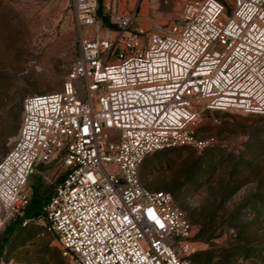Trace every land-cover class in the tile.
Here are the masks:
<instances>
[{"label": "built area", "instance_id": "obj_1", "mask_svg": "<svg viewBox=\"0 0 264 264\" xmlns=\"http://www.w3.org/2000/svg\"><path fill=\"white\" fill-rule=\"evenodd\" d=\"M66 1L84 28L79 54L60 89L22 100L0 157V229L22 216L34 166L56 162L62 177L37 218L69 264H190L189 221L168 191L142 185L139 165L212 145L196 131L203 109L264 115V0H200L167 25L114 1L105 25L98 0Z\"/></svg>", "mask_w": 264, "mask_h": 264}, {"label": "rangeland", "instance_id": "obj_2", "mask_svg": "<svg viewBox=\"0 0 264 264\" xmlns=\"http://www.w3.org/2000/svg\"><path fill=\"white\" fill-rule=\"evenodd\" d=\"M112 1L117 10L136 9L145 23L167 25L200 0H98L103 23L104 4ZM83 33L66 0H0V157L18 130L23 98L60 89ZM75 83L82 97L83 86ZM195 127L215 142L203 150L180 146L147 154L140 182L168 191L184 212L191 225L190 264H264V115L203 109ZM60 173L56 162L35 165L27 189L52 191ZM13 225L8 219L0 229L1 261L69 264L40 219L6 235Z\"/></svg>", "mask_w": 264, "mask_h": 264}, {"label": "trees", "instance_id": "obj_3", "mask_svg": "<svg viewBox=\"0 0 264 264\" xmlns=\"http://www.w3.org/2000/svg\"><path fill=\"white\" fill-rule=\"evenodd\" d=\"M97 13L100 15L99 7L97 8ZM105 25H109L107 22V19L105 17ZM62 177V174H60V178ZM51 193L50 188H45L41 192H39L37 189H34L32 193L29 196V199L27 203L25 204L23 208L22 216L16 217L13 222V228L7 232L8 228L6 229V235H10L14 229L20 225L23 219H34L38 217L39 214V208L40 206L48 199L49 195ZM3 245L0 247V252L2 251Z\"/></svg>", "mask_w": 264, "mask_h": 264}, {"label": "crops", "instance_id": "obj_4", "mask_svg": "<svg viewBox=\"0 0 264 264\" xmlns=\"http://www.w3.org/2000/svg\"><path fill=\"white\" fill-rule=\"evenodd\" d=\"M1 247V246H0Z\"/></svg>", "mask_w": 264, "mask_h": 264}]
</instances>
